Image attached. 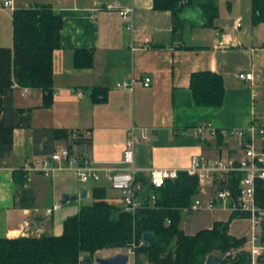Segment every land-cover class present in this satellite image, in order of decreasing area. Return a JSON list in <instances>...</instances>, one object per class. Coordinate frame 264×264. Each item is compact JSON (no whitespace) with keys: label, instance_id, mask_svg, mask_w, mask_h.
Returning a JSON list of instances; mask_svg holds the SVG:
<instances>
[{"label":"crops","instance_id":"obj_1","mask_svg":"<svg viewBox=\"0 0 264 264\" xmlns=\"http://www.w3.org/2000/svg\"><path fill=\"white\" fill-rule=\"evenodd\" d=\"M14 1L16 8L47 4L62 16L64 26L60 47L53 56L52 106H42L40 88L14 85L13 104L31 114L32 127L14 130L12 151L0 164V237L61 235L64 220L90 204L86 199L96 187L104 188L107 200L123 207L118 186L129 178L126 172L114 179L89 181L79 179L73 170H59L50 176L34 172L19 187L14 170L25 159L42 156L35 151L34 128H64L71 137L90 138L91 144L76 148L109 164L121 160L128 134L135 128L139 137L135 165L139 168L138 178L146 181L148 169L153 167L186 170L193 155H242L234 139H218L209 132L196 135L201 124L210 123L221 130L264 122V20L253 23V0H216L218 16L212 25L193 23L202 19L194 9L186 14L181 35L173 32L172 12L154 9V0ZM3 2L0 0V47H12V11L4 9ZM109 2L134 8L133 30L125 28L117 11L95 10ZM132 44L139 48L134 51ZM79 48L93 50L91 67L75 66V51ZM206 70L224 79V103L219 107L195 104L191 76ZM243 72H253V78H240ZM145 76L151 77L149 86L144 85ZM130 79L135 80L133 89L116 86ZM74 89L83 90L84 95L78 97ZM98 90L102 98L95 96ZM69 143L56 141L57 146ZM85 188L87 196L82 197ZM25 189L31 191V199L21 197ZM66 194L78 198L63 203ZM231 214L216 199L206 225L192 233L181 229L194 234L211 228L216 221L229 220ZM235 221L231 220L229 232L248 237L231 231Z\"/></svg>","mask_w":264,"mask_h":264},{"label":"trees","instance_id":"obj_2","mask_svg":"<svg viewBox=\"0 0 264 264\" xmlns=\"http://www.w3.org/2000/svg\"><path fill=\"white\" fill-rule=\"evenodd\" d=\"M154 9L172 12L173 32L178 35L184 30L186 14L194 9L202 15V19L193 20L195 24L212 25L218 16L216 0H154ZM253 10V23L263 21L264 0H253ZM12 24V47H0V164L12 151L14 130L32 127L31 114L13 104L14 85L40 88L43 107L49 108L54 102L53 56L60 47L64 20L51 6L35 4L15 8ZM93 59L92 49L75 51L76 67H91ZM190 87L198 106L219 107L224 103V79L214 71L194 72ZM101 93L98 90L94 94L102 98ZM33 136L35 151L42 156L51 154L57 147L56 141L60 140H70L66 144L70 147L91 144L90 138L71 137L70 131L64 128H34ZM217 137L222 138L220 130ZM27 177L21 168L14 170L19 187ZM241 177V173L230 174V186L235 195ZM154 190L155 206L138 213L135 227L139 238L144 232L152 231L163 237L164 243L141 247L135 264H144L146 260L157 264H204L210 254L221 257L233 249L237 250L236 255L221 257V264H250V252L245 245L248 237H236L229 232L232 219L247 215L232 213L229 220L216 221L211 228L194 234L181 229L185 215L182 208L191 205L199 194L197 175L180 170L176 179H169L163 187ZM30 194L31 191L25 189L21 197L31 199ZM93 197L92 203L84 204L78 213L64 220L61 235L0 237V264H81L86 256L94 258L105 248H125L133 236V216L107 200L104 188H94ZM256 199L264 206L263 179L256 180ZM142 254L146 255L145 261L139 260Z\"/></svg>","mask_w":264,"mask_h":264},{"label":"built area","instance_id":"obj_3","mask_svg":"<svg viewBox=\"0 0 264 264\" xmlns=\"http://www.w3.org/2000/svg\"><path fill=\"white\" fill-rule=\"evenodd\" d=\"M3 8L14 11L16 4L14 0H4ZM100 9L117 11L128 30L134 29V8L124 7L119 2H109L96 6ZM240 25V24H239ZM139 47L132 44L135 51ZM242 79H252L253 72L240 73ZM144 85L151 84V77L143 78ZM134 79L117 82L119 88H134ZM17 85V84H15ZM78 97L84 95L81 89H74ZM102 97V96H100ZM209 132L217 136L218 130L210 123H204L197 127L196 135ZM222 136L228 140L234 139L242 155L238 158H210L201 154L193 155L190 165L186 171L199 178V194L191 205L182 208L187 213L212 211L216 207V199L222 201L225 208L231 213L247 215L250 220L251 232L247 238L246 246L250 252V264H264V243L260 241L261 221L264 219V206L257 203L256 180H264V122H252L247 127L221 129ZM139 141L135 128L128 134L123 156L116 164L101 163L92 158L88 152H79L76 146L58 145L49 155L40 159L27 158L20 168L27 174L40 172L46 176L54 174L59 170H73L82 181L100 180L102 177L114 179L121 172H126L129 178L119 184L122 193V209L133 216L134 231L129 244L122 248L130 256V261L135 262L138 250L147 243L142 236H137L136 222L138 213L156 204V192L154 189L161 188L169 179H176L180 169L153 167L148 169L147 180L138 178L139 168L135 165V145ZM241 173L242 177L235 195L230 186V174ZM210 188L214 191L211 192ZM170 223V219L167 220ZM236 249L226 251L222 258L234 257ZM144 264H157L146 260Z\"/></svg>","mask_w":264,"mask_h":264},{"label":"water","instance_id":"obj_4","mask_svg":"<svg viewBox=\"0 0 264 264\" xmlns=\"http://www.w3.org/2000/svg\"><path fill=\"white\" fill-rule=\"evenodd\" d=\"M260 165H264V162H259ZM82 197L87 196V189H83L81 193ZM77 195H65L63 203L69 200L77 199ZM143 240L150 246H160L164 243V238L156 236L152 231H146L142 235ZM260 241L264 243V219L261 221V234ZM130 256L126 252H117L110 256H96L94 258L86 256L81 264H129ZM250 261V256H249ZM204 264H221V257L217 254H210Z\"/></svg>","mask_w":264,"mask_h":264},{"label":"rangeland","instance_id":"obj_5","mask_svg":"<svg viewBox=\"0 0 264 264\" xmlns=\"http://www.w3.org/2000/svg\"><path fill=\"white\" fill-rule=\"evenodd\" d=\"M211 192L213 193L214 191L210 188ZM94 200L93 195L90 196L88 199H86V203H91ZM209 214L210 211H200V212H192V213H187L184 215V218L181 222V227L186 231L192 233L199 227H203V225H206V223L209 220ZM225 215V214H221ZM235 223H233L230 227L231 231L234 234H237L239 236L246 235L249 237L250 232H251V226L249 224V221L245 217H236L235 218ZM246 245V244H245ZM247 247V246H246ZM117 252H122V248H105L103 250H100L96 253V256H110L113 255ZM146 255L142 254L139 258V260H146ZM136 261V260H135ZM131 264H135L131 260Z\"/></svg>","mask_w":264,"mask_h":264}]
</instances>
